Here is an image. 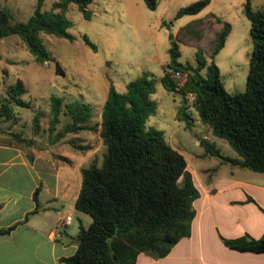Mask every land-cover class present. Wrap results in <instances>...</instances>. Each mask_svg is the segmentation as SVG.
Wrapping results in <instances>:
<instances>
[{"label":"trees","instance_id":"obj_1","mask_svg":"<svg viewBox=\"0 0 264 264\" xmlns=\"http://www.w3.org/2000/svg\"><path fill=\"white\" fill-rule=\"evenodd\" d=\"M92 2L55 0L49 9H43L44 0H36L26 21L17 20L11 9L0 5V39L17 35L35 61L45 63L51 59V53L42 36L73 40L64 12L75 4L83 17L89 19L87 8ZM144 2L150 9L158 4V0ZM209 3L210 0H196L181 7L177 16L197 14ZM244 14L249 20L253 43L244 91H228L223 86L214 58L225 45L231 24L213 14L176 36L178 41L183 36L192 38V44L205 48V52L197 49L194 63H182L178 60V43L170 41L169 59L159 81L166 90L182 95L177 110L180 119H190L189 110L193 109L214 135L227 141L238 156L226 158L229 162L264 172V5L253 10L250 0H245ZM174 72L186 74L180 87L172 77ZM155 83L149 72L130 80L122 92L110 83L98 126L92 123L89 104L50 97L48 130L54 131L61 113L69 118L56 139L66 133L98 131L105 148L100 164L91 161L80 170L81 185L74 206L88 214L91 222L87 227L79 225L77 247L73 255L64 259L67 264H134L141 253L160 258L191 233L196 213L193 204L200 192L183 154L162 131L147 124L157 109L151 97ZM24 93L26 88L20 79L6 87L0 95V121L17 122L16 108L33 107L23 98ZM38 115L33 118L36 132L40 129ZM76 141L79 138L68 140ZM200 144L206 153L220 156L207 139L200 138ZM11 229H2L0 233ZM221 240L229 248L264 252V235L221 237Z\"/></svg>","mask_w":264,"mask_h":264},{"label":"rangeland","instance_id":"obj_2","mask_svg":"<svg viewBox=\"0 0 264 264\" xmlns=\"http://www.w3.org/2000/svg\"><path fill=\"white\" fill-rule=\"evenodd\" d=\"M35 1L0 0V5L11 9L17 20L26 21L34 11ZM53 1L44 0L43 9H49ZM194 1L158 0L157 7L150 9L144 0H93L87 8L89 19H85L76 5L72 4L64 14L70 21L68 31L74 39L43 35V43L51 53V59L45 63L35 61L17 35L0 39V95L4 94L9 84L20 79L26 88L23 98L30 101L33 107L16 108L18 121L15 123L22 128L24 138L29 139L36 135L33 118L39 114L38 119L43 127L38 131V140L40 144L47 141L45 143L53 147L48 155H44L43 159L48 160L47 163H35L40 171L44 170V173L41 172L44 187H51L46 184V177L48 179V176L57 174L60 184L71 182L78 176L80 185L79 169L88 166L91 161L100 164L105 151L97 131L92 130L88 131L89 138L85 141L70 143L68 140L74 134L66 133L64 136L67 135L68 139L60 145L55 143L57 140L52 142L69 118L61 113L54 131L48 130L50 97H60L64 102L89 104L93 112L92 123L98 126L109 84L112 83L122 92L130 80L145 72L156 79L155 92L151 97L157 109L149 116L147 124L162 131L172 146L183 154L187 168L194 172L195 184L199 186V177L205 180L210 173L230 176L232 171L244 176L254 172L240 168L226 159L238 156L227 141L214 135L210 126L200 121L193 109L189 110L192 112L190 119H180L177 110L182 95L166 90L159 81L163 65L169 59L170 41L178 43V60L182 63H194L197 49L205 52V48L192 44V38L183 36L178 41L176 36L213 14L231 24L225 45L214 58L223 86L228 91H244L246 87L253 43L249 20L244 14L245 0H210L197 14L177 16L181 7ZM250 2L253 10L264 5V0ZM187 98L190 101L189 94ZM7 123L11 121H0L2 128ZM200 138L212 143L220 156L206 153ZM80 144L88 145L93 151L92 155L79 160L81 163L73 153L74 150L79 151L74 146ZM27 147L30 150V146ZM60 153L70 162L62 160ZM204 169L205 173H200L199 170ZM86 216L90 218L88 214Z\"/></svg>","mask_w":264,"mask_h":264},{"label":"crops","instance_id":"obj_3","mask_svg":"<svg viewBox=\"0 0 264 264\" xmlns=\"http://www.w3.org/2000/svg\"><path fill=\"white\" fill-rule=\"evenodd\" d=\"M22 131L15 122L4 128L0 124V230L12 227L0 233V264H67L64 259L77 247L79 225L87 227L91 222L74 206L81 181L79 185L76 176L60 184L57 174L46 177L51 187H44V170L35 163H47L44 155L53 147L47 141L40 144L38 132L25 139ZM82 133L72 138L87 140L90 132ZM65 139L67 135L61 140L55 136L52 142L57 140L60 145ZM74 149L79 150L73 151L78 161L93 153L90 147ZM198 184L200 196L193 204L196 213L190 235L179 240L164 257L141 253L134 264H264V252L229 248L221 240L264 235V172L244 176L232 171L230 176L210 173L205 180L199 177ZM67 215L72 217L70 223L61 224Z\"/></svg>","mask_w":264,"mask_h":264},{"label":"built area","instance_id":"obj_4","mask_svg":"<svg viewBox=\"0 0 264 264\" xmlns=\"http://www.w3.org/2000/svg\"><path fill=\"white\" fill-rule=\"evenodd\" d=\"M172 77L177 81L179 87L182 86L186 80V74L183 72H174ZM71 219L72 217L70 215H67L64 219L61 220V224H69Z\"/></svg>","mask_w":264,"mask_h":264}]
</instances>
